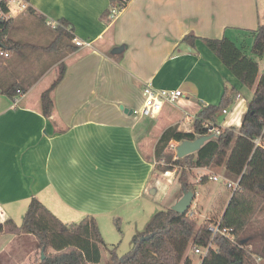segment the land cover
<instances>
[{"label": "crops", "instance_id": "0c3cea01", "mask_svg": "<svg viewBox=\"0 0 264 264\" xmlns=\"http://www.w3.org/2000/svg\"><path fill=\"white\" fill-rule=\"evenodd\" d=\"M28 2L33 15H17L9 28L10 39L23 46L0 56V84L15 83L23 91L15 103L0 90V223L20 225L35 198L63 223L93 217L102 237L100 221L110 218L120 231V221H129L143 206L139 200L145 206L167 200L160 211L170 208L184 193L180 182L155 170L154 149L162 133L174 126L193 133L198 114L217 105L225 87L240 96L244 90L254 92L201 39L225 37L256 62L251 32L264 24V0H130L114 18L104 15L109 0ZM60 21L89 46L71 42L73 51L46 50L54 40L52 26ZM186 35L199 40L191 47L182 42ZM59 63L65 73L52 92L54 111L46 118L40 97ZM262 75L258 72L257 80ZM147 85L180 90L183 97L165 104L155 118H144L133 112L141 110ZM235 105L237 98L228 113ZM246 110L243 103L230 118L221 112L228 116L215 126L238 130ZM196 170L207 172L199 183L209 181V169ZM230 197H217L205 213V218L217 215L208 219L210 224L220 221ZM196 209L202 213L204 206ZM261 215L264 206L255 218ZM256 223L264 226V221ZM0 238V258L34 241L32 236Z\"/></svg>", "mask_w": 264, "mask_h": 264}, {"label": "trees", "instance_id": "16d2710c", "mask_svg": "<svg viewBox=\"0 0 264 264\" xmlns=\"http://www.w3.org/2000/svg\"><path fill=\"white\" fill-rule=\"evenodd\" d=\"M29 1V0H27ZM130 0H109L110 8L123 10ZM24 13L33 15L29 7ZM13 19L0 27V53L14 51L23 45L10 39L9 28ZM54 40L46 50H75L74 39L69 24L60 21L51 31ZM253 34L250 53L257 58L264 55V24L259 25ZM199 40L193 35H186L182 42L193 47ZM205 46L218 58L223 66L246 89L254 92L247 103V110L242 116L238 130L223 129L219 136L205 142L194 154L176 158L169 153L171 142L194 141L200 136L209 135L204 123H218L222 110L228 108L239 92L225 87L217 105L203 108L198 119L193 123V133H182L177 127L166 129L157 141L154 159L176 166L180 170L179 182L183 193L190 191V184L185 178L186 169L222 168L225 177L238 181V188L231 193L229 203L223 213L219 227L230 229L232 240L216 234L213 248L202 255L201 264H256L254 257L264 262V226L256 223L255 216L263 211L264 206V148L256 147L254 140L264 130V75L258 78V63L246 55L243 47H237L232 41L221 39H201ZM65 66L59 63L56 77L50 88L40 97L42 115L50 118L54 111L52 92L63 79ZM1 93L16 98L19 85L0 84ZM186 214H178L170 208L156 212L143 231L136 233L131 240L130 251L118 257L112 250L110 260L105 264H191L189 249H204L212 238L208 230L210 223L197 225ZM32 236L38 250H43L44 258L34 264H99L104 241L96 220L85 217L76 223H63L41 202L33 198L26 209L20 225L12 220L0 223V235Z\"/></svg>", "mask_w": 264, "mask_h": 264}, {"label": "rangeland", "instance_id": "374dc122", "mask_svg": "<svg viewBox=\"0 0 264 264\" xmlns=\"http://www.w3.org/2000/svg\"><path fill=\"white\" fill-rule=\"evenodd\" d=\"M247 43V42H246ZM245 50V49H244ZM246 52V51H245ZM256 62L259 66V75L264 74V55L261 58L254 57ZM251 91L244 90L243 96H240L237 99V105L232 106L228 117L232 115V111H236L239 106H242L243 103H248L251 99ZM227 116L219 115V120L222 121L224 118L226 119ZM264 142V139H263ZM178 143H171L169 147V153L174 156L173 161L176 159V150ZM159 167L156 166L157 171L164 172L166 171V164L161 161L159 163ZM168 170L172 172V179L175 183H179V176H180V170L176 166H172V164H168ZM208 175L210 176H217L218 181H212L207 179V182L204 184L199 183L198 179L202 174H206L205 171H198L192 169H186L185 170V178L190 182V191L193 192L196 197L193 199L190 207H189V216L191 213L194 215H191V218L194 219L196 224L199 226L201 224H208V219L211 220L216 219L217 215L215 216H209L205 218V213L208 214V211L211 210V206L214 204V201L217 199V197H224L225 199L229 196L231 193V188L228 185V182H233V180L225 177L224 171L222 168H210L208 170ZM156 173V172H154ZM203 178H200V182ZM175 188H173L174 190ZM172 193V192H171ZM162 205H156L153 203H145L142 200L138 201L143 205L140 208H137L135 213H133L132 216L129 217V221L121 220L120 222V231L117 230L116 223H112V219L108 218L106 221L103 219L101 222L102 227V238L104 240V247L101 249V261L99 264H105L106 262H109L110 260V252L113 250L115 254L118 257H122L126 255L130 249H131V240L132 237L138 233L144 230L147 223L150 221L152 216L157 212L163 209L165 203ZM201 204L204 206V211L202 213L198 214V211L196 209V206L198 204ZM116 214V213H114ZM115 216V215H112ZM115 217H118L115 216ZM119 218V217H118ZM76 220V219H73ZM256 221L259 223H262L264 221V215L259 216L258 218H255ZM210 221V220H209ZM71 222H77V221H71ZM211 223V222H210ZM211 225V224H210ZM2 238H0L1 240ZM11 248V244L8 243V249ZM34 252V253H33ZM201 254H196L194 252V249H189L186 254H188L189 259L191 261V264H201V258L203 255V250L200 249ZM40 256V250H38L35 246V242L32 241L31 243H27L26 247L14 250L12 252H7V254H3L0 258V264H34L36 261L39 260ZM34 260V261H33ZM2 262V263H1ZM260 264H264L263 261L260 262Z\"/></svg>", "mask_w": 264, "mask_h": 264}, {"label": "built area", "instance_id": "2783aa9c", "mask_svg": "<svg viewBox=\"0 0 264 264\" xmlns=\"http://www.w3.org/2000/svg\"><path fill=\"white\" fill-rule=\"evenodd\" d=\"M29 8V2L27 0H0V27L9 22L11 19L15 18L17 15L24 13ZM118 10L112 9L110 11L111 18H114ZM56 25H53L54 29ZM72 43L76 47H88L89 43L80 41L78 39H73ZM0 56L8 57L6 53H0ZM23 96V93L17 91V97L14 99L16 103L19 98ZM183 97V93L180 90H165V89H156L149 85L145 86L142 90V99L143 104L140 111H134V114H139L144 118H155L158 116L165 104H176ZM240 96H237V99ZM228 113L227 109L222 110V114L226 115ZM204 127L207 129V133L209 135L219 136L223 131L222 128L216 127L214 124L210 122L204 123ZM264 130L260 137L254 140V144L256 147L264 148ZM163 177L166 179H172V172L166 170L162 173ZM209 180L218 181L217 176H210ZM230 184V185H229ZM229 187L231 188V193L238 188V181L236 182H228ZM192 214H190L191 216ZM208 230L212 234V238L209 241L208 245L202 249L203 255H205L210 248H213V237L216 234H220L223 237L232 240V236L230 235V229H221L219 227V222L213 223L208 227ZM196 254H201L200 249H194ZM254 261L256 264H260L261 259L258 257H254Z\"/></svg>", "mask_w": 264, "mask_h": 264}, {"label": "water", "instance_id": "95a60500", "mask_svg": "<svg viewBox=\"0 0 264 264\" xmlns=\"http://www.w3.org/2000/svg\"><path fill=\"white\" fill-rule=\"evenodd\" d=\"M0 47H2V43L0 42ZM125 113L127 112L126 109H123V107H120ZM130 114H132V111H129ZM213 137V135H206V136H200L196 138L194 141H184L181 143H178L176 150V157L177 158H183L187 155L196 153L201 146L210 140ZM194 199V193L191 191L185 192L182 197L170 207V209L178 214H186L188 212V209ZM41 261L44 258L43 250L40 251ZM235 264H241L240 262Z\"/></svg>", "mask_w": 264, "mask_h": 264}]
</instances>
